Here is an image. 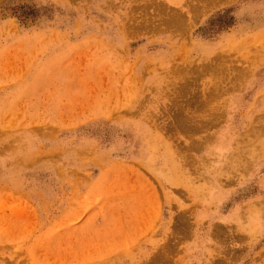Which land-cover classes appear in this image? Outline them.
Wrapping results in <instances>:
<instances>
[{
	"label": "rangeland",
	"instance_id": "obj_1",
	"mask_svg": "<svg viewBox=\"0 0 264 264\" xmlns=\"http://www.w3.org/2000/svg\"><path fill=\"white\" fill-rule=\"evenodd\" d=\"M0 264H264V0H0Z\"/></svg>",
	"mask_w": 264,
	"mask_h": 264
}]
</instances>
